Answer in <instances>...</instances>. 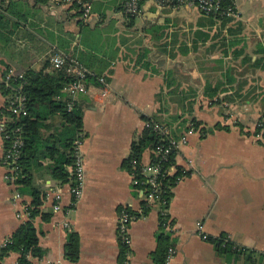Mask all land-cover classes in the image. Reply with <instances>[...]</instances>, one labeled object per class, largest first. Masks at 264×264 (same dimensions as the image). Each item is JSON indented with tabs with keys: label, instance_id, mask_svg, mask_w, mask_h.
Listing matches in <instances>:
<instances>
[{
	"label": "crops",
	"instance_id": "0c3cea01",
	"mask_svg": "<svg viewBox=\"0 0 264 264\" xmlns=\"http://www.w3.org/2000/svg\"><path fill=\"white\" fill-rule=\"evenodd\" d=\"M123 1H93L84 23L58 0H0L8 23L0 28V85L6 75L38 71L60 54L104 78L112 95L98 105L88 95L75 97L84 134L78 199L70 185L52 179L47 164L33 171V184L44 194L34 219L44 255L33 264H70L64 248L72 233L78 264H120L119 211L126 208L141 213L129 224L127 264H154L163 231L175 249L170 264H264V0H234L237 17L226 27L210 26L194 9L183 15L186 9L150 3L139 17L127 18ZM206 86L226 91L211 99ZM7 98L0 90V121ZM143 117L157 120L174 139L186 138L174 157L184 174L167 209L171 231L161 230L156 207L142 213V194L123 167L146 127ZM194 121L199 125L191 130ZM3 156L0 133V249L28 220L32 201L28 192L14 198L17 186L6 179ZM56 192L61 208L55 212ZM222 235L253 251L252 260L219 254L209 239ZM18 258L10 253L2 264Z\"/></svg>",
	"mask_w": 264,
	"mask_h": 264
},
{
	"label": "trees",
	"instance_id": "16d2710c",
	"mask_svg": "<svg viewBox=\"0 0 264 264\" xmlns=\"http://www.w3.org/2000/svg\"><path fill=\"white\" fill-rule=\"evenodd\" d=\"M40 2H46L47 0H39ZM224 8H234V0H225L223 4ZM79 15V7L76 5L70 6ZM204 16V15H202ZM209 19V25L212 26L217 21L222 27H226L231 22V19L225 18L219 15L204 16ZM8 23L4 20V16L0 13V28L7 29ZM13 27V26H12ZM17 24H15V28ZM10 29V28H9ZM13 29L10 30V33ZM223 41L225 39L223 38ZM234 42L231 46L238 44ZM68 61V60H67ZM67 66H63L61 69H54L49 60L46 61L43 68L38 71L27 70L23 73L22 78H11L8 83H2L0 90L7 97L21 90L22 95L25 97V109L27 116L17 118L12 113L9 107V103L6 102L2 110V118H6L5 130L10 135L14 136V130L20 128L21 138L23 145L19 152V158L16 161L17 179L16 186L19 194L29 193L32 201L28 206V220L24 222L18 230L12 235V237L1 247L0 249V264L6 256L10 253H17L19 258L17 264H33V258H42L44 252L39 247L38 237L39 234L34 226V219L40 213V207L44 202V194L39 187H35L33 184V171L38 167H42L47 164L48 171L53 180L61 185L68 184L74 185L73 166H74V147L75 142L83 141V123H82V111L75 100L71 96L65 94L63 89L70 83L77 80V77L67 72ZM99 77L88 74L85 77V82L88 85L99 86ZM226 90L211 88L206 86L204 89V95L209 98H214L219 95L220 92ZM221 100L216 101L220 103ZM71 104V109H68V105ZM54 118H57V124L52 122ZM146 122V127L142 135L133 142L131 145V151L129 157L124 161L123 167L132 174V162L137 163V169L140 167V162L145 151L152 150L163 138L160 132L154 129L157 124V120H152L148 117H143ZM194 125H199L194 121ZM165 139H169L170 136H164ZM10 140L4 142V150L6 151L10 146ZM172 176L166 177L162 180V200L164 201L163 208H167L172 197V188L175 186V182L178 177L183 174L179 171V168ZM137 179H142L141 175L136 173ZM138 189V187H134ZM149 207L145 202L141 203L142 213L145 214ZM125 211L129 214L139 217L138 212L131 210L130 208L121 209L119 214ZM47 219L46 216L43 218ZM167 216L160 215V225L163 231L166 228ZM216 247L219 254L233 253L245 258L246 262H250L254 256L253 251L243 250L240 247L238 251L234 249L232 244L225 235L219 238L209 239ZM120 263L124 260L125 253L127 252L126 245L120 243ZM173 246V241L168 235L164 234V231L160 233L158 240V248L152 254L154 264H164L166 252L169 247ZM65 259L70 264H78L79 260V245L78 237L72 233L65 245Z\"/></svg>",
	"mask_w": 264,
	"mask_h": 264
},
{
	"label": "built area",
	"instance_id": "2783aa9c",
	"mask_svg": "<svg viewBox=\"0 0 264 264\" xmlns=\"http://www.w3.org/2000/svg\"><path fill=\"white\" fill-rule=\"evenodd\" d=\"M63 6L70 7L76 5L79 7L80 19L84 23H89L91 19V7L92 3L95 0H58ZM225 0H124L122 4V10L124 15L127 18L139 17L142 13V6L145 3H151L158 10L163 9H194L198 13L204 16L208 15H219L224 16L225 18L233 19L237 17L236 11L234 8H224ZM52 67L54 69H61L63 66H67V72L73 74L77 77V80L70 83L63 89V92L73 99L78 95H88L92 99L99 104V101H107L111 95L110 89L106 84L104 78H99V86L96 85H88L85 82V77L88 75V72L83 69L76 61L65 59L60 54H55L49 59ZM11 78L21 79L22 75L14 76L12 74H8L5 76L4 81L8 83ZM25 97L22 95L21 90L14 94H11L7 98V102L9 103L10 110L17 118H22L27 116L25 109ZM71 104L68 105V109H71ZM5 117L0 121V133L2 134L3 146L6 140H10V146L5 151L3 156V165L7 169V176L10 182L14 185L17 179V168L16 161L19 158V152L23 145V141L21 138V130L20 128H16L14 130V136L10 137V135L5 130ZM194 124L190 123V129L193 130ZM154 129L158 130L163 136L160 139L159 143L149 152V156L147 159L142 157L140 162V167L137 169V163L132 162V174H130L132 178V185L134 187H138L137 191L142 194V200L146 203L148 207H156L158 209L159 215L167 216V208H163L164 201L162 200V180H164L168 176L174 175L178 172V167L174 161V157L176 156L178 150L181 145H184L186 142L185 137H181L179 139H174L169 137V139H165L164 136H170L168 133V129L164 126L155 125ZM82 141L75 142L74 147V166H73V176H74V185L70 186V194L74 197V199H78L81 195L83 185H84V161L80 151ZM182 174H184V170H180ZM139 173L142 179H137L136 173ZM183 176V175H182ZM181 176V177H182ZM181 177H178L177 183ZM20 194L16 192L14 198L18 199ZM54 205L53 210L56 212L61 208V194L59 192L55 193L54 196ZM136 219V216L133 214H129L125 211H122L119 214V225H118V233L120 237V242L126 245L127 252L125 253V258L129 252L130 247V237L128 235L129 224ZM66 226V224H65ZM197 229L201 231V224H196ZM166 228L168 230H172L169 224H166ZM205 239L207 238L205 235H202ZM227 240H229L227 238ZM235 250L237 246L234 245ZM175 255L174 247H169L164 264H170L173 257ZM124 258V259H125ZM120 264H127L126 259L122 261Z\"/></svg>",
	"mask_w": 264,
	"mask_h": 264
},
{
	"label": "rangeland",
	"instance_id": "374dc122",
	"mask_svg": "<svg viewBox=\"0 0 264 264\" xmlns=\"http://www.w3.org/2000/svg\"><path fill=\"white\" fill-rule=\"evenodd\" d=\"M151 4V3H150ZM150 6H153V4H151ZM154 7V6H153ZM185 10V9H184ZM188 10H190V9H188ZM187 9H186V11H183L182 13H183V15H186V14H188V15H190L191 14V10L190 11H188ZM138 22H140V20L138 19ZM260 123H256V125H259Z\"/></svg>",
	"mask_w": 264,
	"mask_h": 264
}]
</instances>
